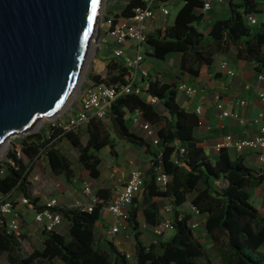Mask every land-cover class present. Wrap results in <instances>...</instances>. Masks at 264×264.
Returning a JSON list of instances; mask_svg holds the SVG:
<instances>
[{
	"label": "trees",
	"instance_id": "16d2710c",
	"mask_svg": "<svg viewBox=\"0 0 264 264\" xmlns=\"http://www.w3.org/2000/svg\"><path fill=\"white\" fill-rule=\"evenodd\" d=\"M122 1L124 6L115 17L130 18L134 10L143 5L141 0ZM181 1L183 4L171 24L147 34L144 58L164 61L170 54H179L180 73L197 77L202 67L213 64L215 56L226 54L233 47L238 60L251 64L256 73L264 71V26H249L243 20V15L259 12L254 1H229L230 16L214 20L206 34L198 29L203 17L200 13L202 1ZM132 74V69L125 67L121 60H111L106 63L105 78L92 75L90 80L105 86L127 85ZM144 82L143 96H120L112 103L107 121H89L84 144L77 133L63 132L52 126L48 133L27 136L21 142L20 154L8 151L1 163L0 195L6 197L21 191L31 200L35 210H41V199L30 197L27 181L28 172L37 159L44 157L54 176L71 182L74 177L71 164L57 147L65 139L76 151L79 167L91 181L97 182L102 162L99 152L107 148L108 155L114 158L116 141L123 140L144 148L153 159L149 164H160L170 177L166 186L160 188L155 183L152 165L149 166L143 189L132 200L128 226L134 240L135 264H212L194 234L196 230L191 228L192 211L180 213V207L187 202L202 216L200 226L212 240L219 264H264V251L261 250L264 248V216L250 201V190L264 184V168L252 170L241 156L233 158L231 151L226 149L213 160L207 157L195 135L199 117L179 106L175 83L150 76ZM148 97L157 103L151 104ZM135 112L145 123L158 126L156 135L161 148L158 159L151 141L126 125V115ZM180 148L184 152L178 156ZM176 157L180 165L174 163ZM218 182L223 183L219 190L215 187ZM95 196L97 201L91 212L65 207L56 209L68 223L67 234L42 231L40 248L30 254L22 251L24 235L16 237L7 233L0 216V255H5L9 264H55L56 261L61 264H129L126 254L111 241L104 242L103 248L97 243L96 226L103 208L112 201V195L107 189L97 188ZM162 199L168 200L172 209L171 235L145 245L140 240L138 214H142L146 227L159 226V201Z\"/></svg>",
	"mask_w": 264,
	"mask_h": 264
},
{
	"label": "built area",
	"instance_id": "2783aa9c",
	"mask_svg": "<svg viewBox=\"0 0 264 264\" xmlns=\"http://www.w3.org/2000/svg\"><path fill=\"white\" fill-rule=\"evenodd\" d=\"M142 7L136 8L130 18L112 16L104 20L105 27L104 35L101 38V45L108 50L106 63L109 61L121 60L125 67L132 69L131 82L127 85H109L95 84L89 80L87 87L83 90L80 97L79 109L69 114V116L61 121L54 119L52 127L61 129L63 132L76 133L91 120L107 121L108 113L112 103L120 96L135 94L143 96V86L138 84L139 80L142 82L148 78L149 71L143 67L144 58V44L146 36L149 33L147 27L152 24L155 19L160 18L162 25L166 24L169 15V7L174 0H141ZM203 5L200 13L203 15L210 10L213 0H201ZM223 2L224 0H217ZM158 17V18H157ZM245 24L249 26L263 25L264 15L257 16L253 14L243 15ZM133 49V56L128 55V50ZM218 72L222 75L232 78L235 72L229 67L227 60H221L217 65ZM259 82L264 81L262 73L257 74ZM248 90V86H244ZM177 94L183 95L185 98H193L197 95L198 90L193 85L180 81L175 84ZM259 98L264 103V90L259 93ZM151 104H156L154 98H147ZM215 110L219 112V118L229 117L237 121L240 125L244 124V119L240 118L236 113H231L223 108V103L219 94L213 97ZM241 105L245 101H240ZM194 113L199 117L202 113L201 106H197ZM136 122V120H135ZM253 123L258 125V132L246 139L233 137V135H225L219 138L213 145V151L218 154L221 150L226 149L235 151L236 153H254L257 163L261 168H264V114L258 113L254 118ZM139 128L142 131V136L153 145H158V138L156 135L157 127L152 126L144 121H139ZM184 150L182 148L178 151V156L182 155ZM176 165H180L179 159L174 160ZM152 169L155 175V183L164 188L170 181V177L162 170L160 164L153 166ZM148 166V168H149ZM145 173L141 169H131L127 175L125 183L120 190L112 198V201L103 209L113 218V225L107 230V235L114 237L120 233L121 229L128 227L129 210L132 200L137 197L144 185ZM82 191L86 197L85 202L74 201L70 208L80 209L84 212H91L97 199L91 183L84 182ZM39 207L41 210H35L31 200L25 196H15L13 194L0 198V216L3 219L7 233L13 234L16 237L21 235L20 229L23 222V214L28 212L33 214L32 222L38 229L44 232H57L62 227L64 220L56 209L62 208L56 197H50L44 201H40ZM192 220L191 228L197 230L203 220L198 211L191 207ZM172 213L171 206L162 209L163 217L159 226L155 227L158 235L163 231L172 230V222L169 215ZM264 213V209H263ZM4 256V257H3ZM129 258L130 255L126 254ZM0 264H9L5 255H0Z\"/></svg>",
	"mask_w": 264,
	"mask_h": 264
},
{
	"label": "water",
	"instance_id": "95a60500",
	"mask_svg": "<svg viewBox=\"0 0 264 264\" xmlns=\"http://www.w3.org/2000/svg\"><path fill=\"white\" fill-rule=\"evenodd\" d=\"M101 8L102 0H0V150L65 108L89 55L98 59Z\"/></svg>",
	"mask_w": 264,
	"mask_h": 264
},
{
	"label": "crops",
	"instance_id": "0c3cea01",
	"mask_svg": "<svg viewBox=\"0 0 264 264\" xmlns=\"http://www.w3.org/2000/svg\"><path fill=\"white\" fill-rule=\"evenodd\" d=\"M229 1L239 3L241 0H224L223 2L213 0V2L211 3L210 10L203 14L199 28L202 26V24H206V28H209L210 24L214 20L227 19L230 16V11L228 7ZM252 1L256 3L257 10L259 11L256 15H264V0ZM182 4L183 2L181 0H174V2L169 7V15L167 17L166 24L169 25L173 22L175 14L180 9ZM164 26L165 25H162L161 19L158 18L155 19L152 24L148 25L147 30L151 32L155 29L164 28ZM101 51L102 54L99 58V62L102 61L106 64L108 50L105 49L103 46V49H101ZM224 55L225 54L215 56L214 62L210 66V68L212 69L211 74H214L213 78H211L210 75L207 74L208 67H205L204 70L202 67L197 77L191 76V82L187 81V83L193 85L198 90V93L195 97L188 99L181 94H177L178 98H176L179 106L182 107L186 112L193 113L197 106H201L202 113L199 116L200 124L199 127L196 129L195 135L200 140L199 146L204 149L206 156L212 160L216 155L212 147L219 138L229 134L233 135V137H238L241 139H246L254 136L258 132V125L253 123V120L258 113L262 112L264 114V103L260 101V98L258 96L259 93L264 90V81L259 82L257 80L258 73L253 70V66L251 64H248L245 61L238 59L227 60ZM221 60L228 61L229 67L235 72L234 77L229 78L218 72L217 65ZM152 61L154 60L150 58H145L143 64V67H146L149 70L150 74L152 72V70L150 71V67H152L151 63H153ZM261 73L264 76V71H262ZM138 84L140 86H143L145 82L139 80ZM244 86H248L249 89L245 90ZM216 94L220 95V98L223 103V108L225 110L231 113H236L240 118L244 119L243 125H240L237 121L229 117L219 118V112L215 110L213 101V97ZM242 100L245 101L244 105L240 104V101ZM79 106L80 101L78 102L76 109L71 110L70 113L77 111L79 109ZM129 116L133 115L129 114ZM151 146L153 152H156L158 159L161 153L160 146L152 144ZM101 152L103 156H105V158L109 157V162L113 170H111L109 173L106 172V174L100 171V178L98 179V181L92 182L96 187L95 189L103 188L109 190L112 195V198L114 197L116 192L120 190L121 186L125 183L127 175L131 169L145 170L149 162L153 160L152 157L146 153L144 148L134 146L123 140L116 141V157H110L108 155L107 148H104L103 150H101ZM231 154L233 158L241 156L244 159L246 166L252 170H258L261 168L257 163L254 153H236L235 151H231ZM109 167L110 166L108 165L107 168ZM102 180L106 181H104L103 185L98 186V184H101ZM74 182L75 181H71L69 185H66L64 183L66 190L61 189L62 191L59 190L58 193L52 196L57 198L61 207L68 208L70 207L69 205H71V203L74 201L85 202L86 197L83 194L82 188L79 189L74 186ZM263 185L264 184L253 188H263V193H258L256 195V198L260 200V206L256 209L262 216H264ZM163 202L169 203L168 200H160L159 203L161 210L164 208ZM32 215L33 214L31 212H28L26 215L23 214V222L21 225L23 229L24 226L28 228V226L33 225ZM138 222L142 233L145 232L147 228L145 226L143 217L142 221ZM111 225H113V218L107 212V210L103 209L101 212V220L96 226V234L98 237L97 243L103 245L105 241L110 240L119 251L130 253L129 251L131 250V248L133 249V247L130 246V242L133 240V236L132 231L129 229V226L127 225L128 227H126L125 229H121L120 233H118L114 237H111L108 236L106 233ZM33 226L34 227L30 228V231L36 232L38 230L41 234V230L38 229L35 225ZM127 230H129V234L127 233ZM64 232H68V223L66 221H64L62 227L59 228V230L57 231V233L60 234H63ZM127 241L128 243H126Z\"/></svg>",
	"mask_w": 264,
	"mask_h": 264
},
{
	"label": "rangeland",
	"instance_id": "374dc122",
	"mask_svg": "<svg viewBox=\"0 0 264 264\" xmlns=\"http://www.w3.org/2000/svg\"><path fill=\"white\" fill-rule=\"evenodd\" d=\"M123 6H124V1L122 0H102L101 14L99 17V27L101 29V37H100V43H99L98 59L95 58L94 53L89 55L86 61L83 73L81 75V78L79 80L76 92L72 95L71 99L69 100L65 108L59 114H57L52 119L43 118L35 125V127L32 130L27 131L21 135H13L9 138L8 143L5 145V147L0 152V166H1L3 159L6 157V154L8 151L15 150L16 152H18L17 154H20L19 149H20L21 142L24 139H26L27 136L32 135V134H37L39 132L48 133L50 131V128L53 124L54 119H60L61 121H64L69 116L71 110L76 109V106L80 100L83 90L87 87V84L89 83V80L92 75H100L103 78L106 77V64L103 63L102 61L99 62V58L102 54L101 49H103V46L101 45V38L103 37L104 31H105L103 22L104 20L111 18L114 15H119ZM167 25L168 24H165V26ZM205 25L206 24H202L200 28L198 27L199 31L203 34H206L208 31V28H206ZM104 48L106 49L105 46ZM127 53L130 56L134 55L132 48L129 49ZM235 53H236L235 49L232 47L224 56L226 57L227 60H234V59H237L235 56ZM152 62H153L151 63L152 67H150V71L152 70V72L151 74L149 72V76L153 79H158L159 81H162V82L175 83V84L180 81L191 82L192 80V77L190 75L180 73V70H179L180 55L179 54H170L165 58L164 61L154 60ZM204 69H205V66L203 67V70ZM211 71L212 69L208 67L207 74H209L210 77L213 78L214 74H211ZM131 114L133 116L126 115V125L132 132L142 135V131L139 128V121L141 122L143 121L142 117H140V115L137 112L131 113ZM156 127L158 128V126ZM76 133L79 136L80 141L84 144L87 140V133H86L85 127L81 128ZM57 147L59 148L60 152L68 159V161L71 164V168L74 173V177L72 178L71 181H75L74 186L81 189L83 187L84 182L91 183V186L95 192L96 187L94 183L87 177L86 173L83 172V170L79 167L77 153L72 148V146L69 144V142L65 139H62L57 144ZM99 157L102 160L101 165H100V171L106 174V172L109 173L111 170H113L109 162V157L105 158V156H103L101 151L99 152ZM108 165L110 166L109 168H107ZM148 166L145 170L143 169L141 170L146 172L148 169ZM27 181L30 185L29 187L30 193H31L30 197L31 198L39 197L41 201H44L54 196L56 193L59 192V190L60 191L66 190L65 184L69 185L70 183V182H67L65 178L63 177L54 176L51 173L44 157L37 159L33 163V165L31 166V169L28 172ZM104 181L106 180H102L101 184H98V186L103 185ZM222 186H223L222 182H218L215 185L216 189L218 190ZM262 189L263 188L250 190V195H251L250 201L252 202L255 208H259L260 206V200L256 198V195L258 193H263ZM12 194L17 197L24 196L21 191H14ZM3 197L4 196L0 195V198H3ZM139 200H141V198H139ZM163 206L165 208V207L170 206V204L168 202H163ZM180 213L182 214L191 213V206L189 205V203H186L182 207H180ZM171 215L172 213L169 215L170 219H171ZM32 218H33V215H32ZM162 218H164L163 214H161V219ZM137 219L138 221H142L141 213L138 214ZM32 227L34 226L30 225L28 226V228L24 226V229H23L21 226V229H20L21 234L24 235L25 237L21 245L22 251L25 254H30L33 252V250L38 249L41 246V234L39 233L38 230L36 232L30 231V228ZM146 228H147L146 231L143 232L142 237H140V240L145 245L154 243L156 240H159V239H167L171 235V231H163L161 232L160 235H158L156 233L155 228H152V229L150 227H146ZM127 233L129 234V230H127ZM66 234H67L66 232L63 233V235H66ZM194 234L198 238L199 242L202 244L211 263L219 264V257H218L217 250L212 240L209 238V236L203 232L202 227L200 226L196 231H194ZM97 241H98V237H97ZM107 241L109 242L110 240H107ZM126 243H128V241ZM101 246L103 248L105 245L103 244ZM130 246L133 247V249L131 248V250L129 251L130 253H126V252H123V253L130 255V257L128 258L129 264H135L134 255H133L134 240L130 242ZM261 250L264 251V248H261ZM55 264H61V263L56 261Z\"/></svg>",
	"mask_w": 264,
	"mask_h": 264
},
{
	"label": "bare ground",
	"instance_id": "6f19581e",
	"mask_svg": "<svg viewBox=\"0 0 264 264\" xmlns=\"http://www.w3.org/2000/svg\"><path fill=\"white\" fill-rule=\"evenodd\" d=\"M96 45L94 44V43H92V45H91V49H90V52L92 53L93 52V50H94V47H95ZM6 145V144H5ZM5 145H4V147H5ZM3 147V148H4ZM2 151V149L0 150V152Z\"/></svg>",
	"mask_w": 264,
	"mask_h": 264
}]
</instances>
